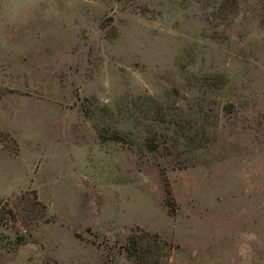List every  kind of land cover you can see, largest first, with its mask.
<instances>
[{"label":"rangeland","instance_id":"rangeland-1","mask_svg":"<svg viewBox=\"0 0 264 264\" xmlns=\"http://www.w3.org/2000/svg\"><path fill=\"white\" fill-rule=\"evenodd\" d=\"M0 215V264H264V0H0Z\"/></svg>","mask_w":264,"mask_h":264},{"label":"trees","instance_id":"trees-1","mask_svg":"<svg viewBox=\"0 0 264 264\" xmlns=\"http://www.w3.org/2000/svg\"><path fill=\"white\" fill-rule=\"evenodd\" d=\"M34 205L44 213V206L38 202ZM121 249L125 259L132 264H161L169 256L172 246L156 234L134 231Z\"/></svg>","mask_w":264,"mask_h":264}]
</instances>
